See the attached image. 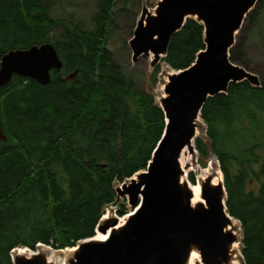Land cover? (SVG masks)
<instances>
[{
  "label": "trees",
  "instance_id": "16d2710c",
  "mask_svg": "<svg viewBox=\"0 0 264 264\" xmlns=\"http://www.w3.org/2000/svg\"><path fill=\"white\" fill-rule=\"evenodd\" d=\"M119 1L97 0L87 26L75 13L56 16V0H0V62L12 49L46 42L63 62L47 84L14 74L0 86V264H14L17 247L65 249L94 236L105 208L120 203L116 183L147 169L163 135L162 107L109 46ZM259 9L264 0L246 19L247 38H264ZM204 48V26L189 17L162 60L185 69ZM245 49L241 36L230 58L251 70ZM201 118L198 160L219 162L227 211L241 226L243 264H264V80L231 83L208 98ZM127 212L120 203L117 214Z\"/></svg>",
  "mask_w": 264,
  "mask_h": 264
},
{
  "label": "water",
  "instance_id": "95a60500",
  "mask_svg": "<svg viewBox=\"0 0 264 264\" xmlns=\"http://www.w3.org/2000/svg\"><path fill=\"white\" fill-rule=\"evenodd\" d=\"M258 2L159 0L154 12L143 9L129 41L134 61L153 55L154 65L163 58L173 35L189 17L203 24L205 48L192 65L168 74L160 98L166 127L152 159L147 169L116 187L118 196L128 198L132 210L122 223L120 218L110 217L99 224L105 238L94 235L71 247L77 248L69 256V264H188L194 250L203 264H232L233 246L239 237L230 226L233 216L227 211L224 181L216 184L207 176L202 182L204 201L193 204L181 157L185 149L196 151L198 120L209 97L227 92L231 83L242 80L260 85L257 74L230 58L236 36ZM62 65L51 42L12 49L0 62V86L9 83L14 74L47 84L51 71ZM4 139L0 123V140ZM41 246L48 245L40 244L36 250L26 247L28 254H14L13 249L14 264H55Z\"/></svg>",
  "mask_w": 264,
  "mask_h": 264
},
{
  "label": "rangeland",
  "instance_id": "374dc122",
  "mask_svg": "<svg viewBox=\"0 0 264 264\" xmlns=\"http://www.w3.org/2000/svg\"><path fill=\"white\" fill-rule=\"evenodd\" d=\"M124 1L125 0H120L118 2V25L112 30L111 38L109 40V46L113 50L115 57L131 74L137 85L141 89H145L151 92L160 105V98L164 94V83L168 78V74L174 69L170 68V66L165 63L162 58L154 65H152L153 55H142L138 58L137 61H134L132 50L129 45V41L134 35L137 22L143 12V9L147 7L151 12H154L159 0H128L129 3L132 2V5L126 9L122 7ZM96 3L97 0H56L54 4V12L56 16H65L69 13H75L78 17L84 18L85 24L87 26H91L90 17L96 10ZM253 11L248 14V18L252 16ZM254 18L256 19L257 23H260L264 26V9H259ZM248 24L249 20H245L242 29H246ZM241 31L236 36V43L238 42L239 38H241V36H244L246 48L245 51L247 53V57L249 58V63L252 66V69L250 71L257 74L260 80H264V38L261 39L257 36L247 38V33H243ZM198 122L199 125L197 129V136L205 135V122L201 117ZM181 158L183 160L182 166L185 171L183 177L185 180L197 185L200 182V184H202L207 176H211L213 180L214 177L217 178V176L219 177L221 175L222 180L224 181L223 173L220 169L219 162L216 157L212 156L209 159L208 165L206 167H202V165L200 164L198 160L197 150L195 151V153H190L189 150L186 149V152L182 154ZM121 183H116V187ZM120 199V203L127 204L129 213L132 208L129 204L128 198L120 197ZM120 203L108 205L105 208V211L109 208L113 213V208L118 209L120 207ZM110 216L117 218L121 217L117 214V212L115 214L113 213V215ZM98 231L99 229L96 228V234L98 233ZM235 231L237 232L239 238L237 242L238 246L233 248L234 250L232 256V264H243L241 242H239L241 241L242 237L239 221L238 225L235 227ZM195 263L203 264L201 259L196 260Z\"/></svg>",
  "mask_w": 264,
  "mask_h": 264
},
{
  "label": "bare ground",
  "instance_id": "6f19581e",
  "mask_svg": "<svg viewBox=\"0 0 264 264\" xmlns=\"http://www.w3.org/2000/svg\"><path fill=\"white\" fill-rule=\"evenodd\" d=\"M185 152H186V149L184 150L183 153H185ZM182 162H183V160L181 158V163ZM183 179H184V177H183ZM212 182L216 183V184L217 183H223L222 176L221 175L219 177L217 176V178L214 177ZM200 183L196 185V184H193V183L188 181V184H189L190 188L193 191V198H192V203L193 204L196 203V202H199V201H204V199L202 197V184H200ZM126 217H127V215L124 216L123 218H121L120 219V223L124 222ZM230 220H231L230 226L235 228L238 225V220L235 217H231ZM95 236H96L97 239H103V238L106 237V235L104 233H101L100 231H98V233ZM236 246H238V243H235L233 247H236ZM40 248H41V250L47 252L48 260L52 261L53 263H55V264H69L68 263V258L70 256L71 252L74 249H76L77 247L62 249V251L55 250V249H53V248H51L49 246H41ZM17 253L28 254L29 250H27L26 248H23V247H18V248H16L14 250V254H17ZM200 259H201L200 253L198 251L194 250L191 253L190 260H189L188 264H196L195 261L196 260H200Z\"/></svg>",
  "mask_w": 264,
  "mask_h": 264
},
{
  "label": "built area",
  "instance_id": "2783aa9c",
  "mask_svg": "<svg viewBox=\"0 0 264 264\" xmlns=\"http://www.w3.org/2000/svg\"><path fill=\"white\" fill-rule=\"evenodd\" d=\"M113 211H114L113 213L115 214L116 211H117V209H116V208H113ZM113 213H112L111 210L108 208V209L105 211V213L102 215L101 220L104 219V218H106V217H109L110 215H113Z\"/></svg>",
  "mask_w": 264,
  "mask_h": 264
}]
</instances>
